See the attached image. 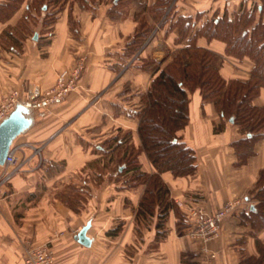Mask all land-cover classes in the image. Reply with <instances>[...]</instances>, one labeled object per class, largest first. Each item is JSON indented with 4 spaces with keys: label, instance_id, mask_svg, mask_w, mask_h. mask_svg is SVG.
Masks as SVG:
<instances>
[{
    "label": "crops",
    "instance_id": "1",
    "mask_svg": "<svg viewBox=\"0 0 264 264\" xmlns=\"http://www.w3.org/2000/svg\"><path fill=\"white\" fill-rule=\"evenodd\" d=\"M30 2L25 0L9 19L0 21V104L17 90L19 102L29 107L33 118L32 126L14 142L20 146V169L0 182V264H26V249L44 243L51 244L56 264H239L242 251L252 254L255 240L240 214L254 205L251 192L264 167V138L256 143V154L247 163L237 164L233 145L240 137L237 126L224 121L200 91L191 94V119L179 132L196 150L198 169L183 176L167 170L162 177L173 200L188 214L195 206L216 212L227 201L241 200L235 211L220 220V235L208 242L190 237L186 229L178 230L174 210L166 223V236L157 237L156 222L143 224L138 232L135 216L144 185L121 187L120 153L141 146L135 112L153 79L152 69L140 64L162 52L154 43L164 36L173 44L163 59L156 56V66L163 67L192 35L177 43L180 31L171 28V21L164 22L166 12L139 52L130 56L127 46L138 25L134 9L116 18L99 0L90 6L71 0L49 25L34 13L38 22L31 27L33 15L30 25L24 22L31 27L25 32L18 24H23ZM174 3L176 16L192 15L197 30L216 11L233 16L258 4L261 12L262 0ZM8 28L18 41L6 35ZM197 42L224 56L225 77L251 76L254 60L227 54L225 41L202 35ZM81 59L85 67L79 87L62 101L36 105L35 98L55 85L59 72ZM256 103L264 104V87ZM139 161L143 170L157 171L144 151ZM2 171L0 165V177ZM89 220L92 243L87 246L78 233ZM120 223L121 231L110 234ZM259 236L264 241V230ZM242 237L245 243L239 242Z\"/></svg>",
    "mask_w": 264,
    "mask_h": 264
},
{
    "label": "trees",
    "instance_id": "2",
    "mask_svg": "<svg viewBox=\"0 0 264 264\" xmlns=\"http://www.w3.org/2000/svg\"><path fill=\"white\" fill-rule=\"evenodd\" d=\"M24 1L1 0L0 21L9 19ZM68 1L32 0L24 14L23 24H18L20 27L23 25L21 31H31V27L37 24L38 19L36 20L34 13H37L39 19L43 16L44 25L53 23L56 14ZM97 1L79 0L85 6ZM99 1L107 4L109 14L116 18L121 17L125 12L123 9L131 7L132 4H137L140 8L135 15L138 25L133 39L128 43L127 55L133 56L139 52L154 31L156 23L162 20L166 12L164 22L171 21V28H178L180 31L176 38L177 43H182L192 35L188 44L174 50L172 59L165 66H156L153 58L143 59L144 62L140 64L147 69L149 66L153 73L152 82L143 93L141 105L135 112L140 119L138 132L141 146L131 150L127 147L122 151L119 166L120 174L124 176L121 187L144 185L135 216L138 232L143 224L156 222L157 237L166 236V223L172 210L177 216L178 230L183 231L189 225L190 216L171 197V190L162 173L170 170L176 176H183L193 174L198 169L196 150L179 135L191 119V94L200 91L205 102L214 103L224 121L234 118L233 123L240 132V137L233 142L238 156L237 164L247 163L256 154V143L264 138V104L256 103V98L264 87V0L261 12L258 4L250 9L241 8L233 16L227 11L222 15L216 11L197 30V20L192 15L176 16L175 0H155L153 3H148V0ZM143 11H148L153 21ZM32 16L31 27H28L24 22L29 24ZM6 35L18 41L11 28L6 30ZM202 35L225 41L226 53L229 55L239 58L248 56L254 60L251 76L248 79L225 77L221 72L224 56L199 45L197 40ZM222 128V124L217 127L218 130ZM142 151L154 164L156 172L150 173L142 169L139 161ZM252 197L256 200L254 207L249 206L240 215L242 222L252 227L251 234L257 253L246 256L242 251L239 264H264V241L259 236L260 231L264 230V167L259 172ZM121 229L120 223L109 233L114 234ZM239 242L245 243L246 239L240 238Z\"/></svg>",
    "mask_w": 264,
    "mask_h": 264
},
{
    "label": "built area",
    "instance_id": "3",
    "mask_svg": "<svg viewBox=\"0 0 264 264\" xmlns=\"http://www.w3.org/2000/svg\"><path fill=\"white\" fill-rule=\"evenodd\" d=\"M84 67L85 61L81 59L77 61L74 66L60 71L55 85L35 98L36 105L47 106L64 100L70 92L79 87ZM18 103L19 99L17 90L4 98L0 104V121L7 117ZM19 149V145H13L11 148L6 162L2 165L3 171L0 178L3 180L1 179V183L11 179L20 169L21 163L18 155ZM1 203L2 197L0 196V206ZM241 203V200L227 201L216 212H210L201 206L192 207L189 211L190 220L189 225L185 230V234L197 238L202 242H208L215 239L220 235V220L235 211ZM203 250L208 251V248L204 247ZM25 263L56 264L55 251L50 243L31 245L25 251Z\"/></svg>",
    "mask_w": 264,
    "mask_h": 264
},
{
    "label": "water",
    "instance_id": "4",
    "mask_svg": "<svg viewBox=\"0 0 264 264\" xmlns=\"http://www.w3.org/2000/svg\"><path fill=\"white\" fill-rule=\"evenodd\" d=\"M35 39H38V32L35 34ZM231 121H234L233 117ZM32 124L33 118L30 114L29 107L22 102H19L10 114L0 121V165L6 162L15 140L21 134L25 133ZM91 225L92 221L89 220L78 233L79 241L87 246H90L92 243V238L88 235V230Z\"/></svg>",
    "mask_w": 264,
    "mask_h": 264
},
{
    "label": "rangeland",
    "instance_id": "5",
    "mask_svg": "<svg viewBox=\"0 0 264 264\" xmlns=\"http://www.w3.org/2000/svg\"><path fill=\"white\" fill-rule=\"evenodd\" d=\"M69 1H71V0H69ZM148 3H150V0H148ZM107 5V4H106ZM60 6H62L61 4H60ZM50 8H52L51 7V5H50ZM45 9H47V7L45 8ZM132 9H134L135 10V12L137 13V11H138V9L140 10V8L138 7V5L137 4H132L131 5V7H125V9H123L126 13L127 12H129V11H131ZM146 12V11H145ZM144 11H143V14L145 13ZM125 13V14H126ZM142 13V11L140 12V14ZM147 16H150V14H149V12L147 11L146 13H145ZM144 14V15H145ZM149 14V15H148ZM58 15V13L56 14V16ZM149 20L151 21H153V19H150L149 18ZM158 25V22L156 23V26ZM156 28V27H155ZM172 41L170 42L169 40H168V38H167V40H165V37L163 36V39L162 38H159V39H157V41H155V43H154V45L157 47V48H160V49H162V52H159V54L158 55H156L158 58L159 57H161V59H163L165 56H166V54H167V51L171 48V46H172ZM156 47L154 48L155 50H157L156 49ZM155 55H154V57H153V60H155V63H156V65H158L157 64V57H156ZM165 66V65H164ZM233 122V121H232ZM252 194H253V192H251ZM252 203H255V198H251V200H250ZM122 220V219H121ZM249 228V234H250V237H251V233H252V227H251V225L248 227ZM242 238H245V237H242ZM252 239V238H251ZM256 249V250H255ZM254 250V251H253ZM252 251H253V253L255 254V252L257 253V248H255V247H252ZM252 253V254H253ZM245 255L246 256H250L251 255V253L250 252H247V253H245Z\"/></svg>",
    "mask_w": 264,
    "mask_h": 264
}]
</instances>
